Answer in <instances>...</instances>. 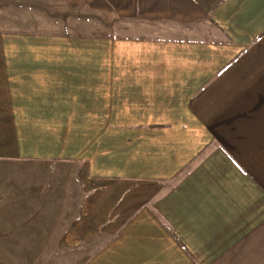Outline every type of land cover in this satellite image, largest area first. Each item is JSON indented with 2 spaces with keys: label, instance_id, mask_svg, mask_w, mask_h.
<instances>
[{
  "label": "crops",
  "instance_id": "0c3cea01",
  "mask_svg": "<svg viewBox=\"0 0 264 264\" xmlns=\"http://www.w3.org/2000/svg\"><path fill=\"white\" fill-rule=\"evenodd\" d=\"M0 239L264 264V0H0Z\"/></svg>",
  "mask_w": 264,
  "mask_h": 264
},
{
  "label": "rangeland",
  "instance_id": "374dc122",
  "mask_svg": "<svg viewBox=\"0 0 264 264\" xmlns=\"http://www.w3.org/2000/svg\"><path fill=\"white\" fill-rule=\"evenodd\" d=\"M50 241L42 240H18L8 241L0 239V264H39L38 261H44L47 264H53V260L61 258L60 256H37V252L45 248L43 244ZM64 258V257H62Z\"/></svg>",
  "mask_w": 264,
  "mask_h": 264
}]
</instances>
